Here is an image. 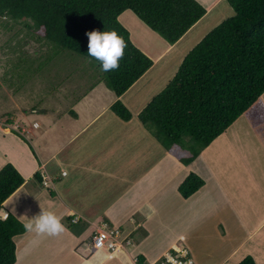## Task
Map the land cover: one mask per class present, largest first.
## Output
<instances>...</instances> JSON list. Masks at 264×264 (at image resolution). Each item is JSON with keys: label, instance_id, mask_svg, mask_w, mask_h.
I'll return each instance as SVG.
<instances>
[{"label": "trees", "instance_id": "16d2710c", "mask_svg": "<svg viewBox=\"0 0 264 264\" xmlns=\"http://www.w3.org/2000/svg\"><path fill=\"white\" fill-rule=\"evenodd\" d=\"M224 1L234 17L213 28L184 56L174 77L137 117L144 128L154 129L153 136L184 166L231 128L240 134L239 119H244L249 127L245 130L250 129L264 151V0ZM126 11L169 45L206 15L196 0H0V19L32 23L38 42L83 57L99 69L100 62L88 55L86 33L115 29L127 48L118 69L101 71L104 85L117 98L109 110L123 122L132 114L120 97L153 66L119 22ZM228 143L231 152L234 146ZM34 177L39 178L38 173ZM24 183L13 165L0 169V209ZM204 185L190 173L177 192L186 200ZM6 217L0 216V264H15V238L26 231L12 214ZM64 223L67 229L74 226L70 219ZM137 264H144V258L138 256ZM238 264L255 262L248 255Z\"/></svg>", "mask_w": 264, "mask_h": 264}, {"label": "crops", "instance_id": "0c3cea01", "mask_svg": "<svg viewBox=\"0 0 264 264\" xmlns=\"http://www.w3.org/2000/svg\"><path fill=\"white\" fill-rule=\"evenodd\" d=\"M219 1L220 0H210L208 5H205V7L203 6L206 9V15L201 20L174 45L161 42V48L155 55H151V53L154 52V45L148 43L147 51V49H144L141 45L134 43L131 37V29L123 25L121 19L125 17L131 28L134 27L146 34V30L140 28V24L142 26L144 25L130 11H126L120 15L119 21L129 31L132 43L153 60V66L120 97V101L129 109L132 115L131 105L140 99V96L137 97V99H135L134 96L135 92L139 94L140 90L136 89L139 83L149 76L159 65V62L168 58L170 59L163 65L157 74L164 75V79L170 78L173 75L174 69H178L184 56L193 48H189L193 39L201 34V30H207V26L210 27L215 22L216 18L214 17L217 16H215L213 12ZM198 2L201 4L200 1ZM210 14H213V18L211 17L206 25L201 26V29L191 36L193 29L202 23V20ZM206 32L204 34H206ZM182 41H185V43L177 49ZM162 82L163 81L159 84H157L158 82L154 84L158 87L164 84ZM151 88L152 86H150L149 91ZM93 90L94 88L92 91ZM131 92L132 94H129ZM87 94L83 97V100L89 98ZM115 101H117L116 96L115 99H111V101L108 102V106L95 114L91 109L92 101L88 102L87 106L90 112H84L81 121L74 126L77 132H73L72 135L67 138L60 154L54 153L46 155V157H43V162H40L37 157L40 163L38 168H42L44 171L42 176L39 171H35L33 163L36 161L34 157L31 158L28 149H24V146L26 147L25 143L12 133L15 124H0V140L5 141L9 137V143L12 146L9 157L5 155L3 161L0 160V169L5 164L9 163L13 165L25 179V183L3 204L5 209H0L1 217L10 213L22 221L20 215L17 213L18 210L16 208L13 209L11 202L15 199H20L21 201L25 199V205L32 206L33 209L39 207L43 210L53 212H55L54 210L56 208L62 209V212H65V217L62 218H65L64 220L70 219V224L72 225L78 224L81 226L83 222L85 224V229L84 227H79V230L74 233L77 235H72L68 229L62 233L63 235L65 233H67L66 235L70 233L71 235H69L72 241L81 237L86 229H91L95 232L97 229L103 228V226L118 229L121 234V239H123V241H129L127 246L111 253H107L108 251L103 249H81L80 251L82 255H84V257L81 258L86 264H105V260L112 257L123 264H128L129 261H131L129 262L130 264H136L135 262L138 256L135 257L136 259H131V255L134 254L135 251L134 248L132 249L131 247L134 241V239H131V236L136 233L139 234V230L143 228L142 226H148L146 229L152 230L151 226L153 224L155 226L167 223L171 227L184 216L182 213L186 210L185 205H188L187 210L189 212L193 206L192 213H190L191 216H188L187 222L182 219L179 224H190V226L204 224L206 222L207 213L211 210L213 211L214 207H216L213 196L209 194V188H206V183L201 190L189 199H183L184 201H181L177 198V210L179 213L176 215L172 211V207L169 208V206H167L168 204L161 202L159 197L163 190L168 192L169 186L172 191L177 189L183 180L190 173H193L191 170L197 171L198 160L203 159L206 166L211 162H215L211 160L213 156L218 159L221 157L224 161L225 152L227 149L229 150L228 145L223 144L225 142L228 143V135L226 132L213 141L210 146L205 149L206 151H202L192 163L184 166L171 154L167 155L161 144L155 141L153 136L149 134L138 120L132 118L128 122H123L114 116L109 108ZM135 104L139 106L140 101ZM76 119L79 118L76 117ZM240 122L241 123L238 125L244 127L245 124L242 121ZM32 127L40 129V124H33ZM246 127L247 126H245V128ZM15 129H17V125ZM233 129H235V127L231 128L228 133L233 131ZM48 130L50 129L45 128L41 132L44 134ZM21 131H26L27 134H33V137L36 138L35 132L31 127L25 130L22 128ZM246 131L251 138L249 130L246 129ZM20 132L17 133L22 135ZM127 136H129V138H126ZM152 142L154 144H152ZM250 144H252V142H250ZM216 150H219V157L216 155ZM261 150L262 149L258 146L257 151L262 153ZM41 151L43 153L45 149ZM249 152L252 153L245 156L237 149L230 152V155L234 157V161L236 160L242 163L237 166L235 169L236 172L220 169V165L218 168L216 167L215 170L210 168L213 169L211 173L214 177V184L210 189L217 191L219 194L222 192L224 193V196H222V194L221 196L226 197V204L235 207V211L238 218L242 220L245 231L250 233L249 237L243 239L239 245H233V251L231 253H229L231 250L228 246L229 243H226L228 241L225 242V245L221 246L223 251L226 250L225 253L223 252L221 259H227L234 254L232 258L233 261L236 249L242 247L241 257L236 258L233 264H238L246 255L251 256L255 264H259V262L264 264V156L258 152L255 153L256 151L252 145ZM58 157H60V165L55 166L51 164V162ZM260 158L262 159V168L252 170L248 169L245 165L247 162L252 166L251 162L254 163V160ZM95 163L102 164V167L95 166ZM216 164H219V162ZM51 172H54V174ZM36 173L39 175L37 179L34 177ZM196 175L199 177L201 176L200 172L196 173ZM235 176H237V181L232 180ZM30 177H33L39 182H42L44 179H47V183L49 181L51 184L52 181L55 182L54 192L56 197L53 196L54 192L51 190H35L37 195L33 196L34 198L31 197L33 191L30 190V196L25 187ZM27 178L28 180H26ZM177 196H180L179 193ZM196 204L197 206H195ZM165 210H170L167 213L172 214V217L168 220L165 219V221H159L162 212ZM218 211H221V208ZM73 213H75V215ZM55 214L58 216L56 212ZM215 215H218V213L214 212V220ZM77 216L79 217L78 220ZM245 218H248V220L246 221ZM171 219L174 220L170 222ZM74 220H76L75 223L73 222ZM192 229L193 228H191V230ZM62 234L59 236H62ZM28 235H30V233L26 232L24 235L15 238V244L19 245V248L16 246L15 264H20V248L27 246L28 239L32 240ZM20 239L24 240V245L22 246L20 245ZM60 241H62V239ZM169 247L171 248L170 250L180 249L174 243H171ZM165 253H161L160 257ZM190 253L191 252H189V254ZM220 254H222L221 248L218 256ZM190 256L194 258L195 264H209L205 258H199L198 260L192 253ZM156 259H152L150 262ZM36 261L38 260L35 259V262ZM59 262L60 261L57 260L56 263L52 264H59ZM222 263L223 261H220L219 264Z\"/></svg>", "mask_w": 264, "mask_h": 264}, {"label": "rangeland", "instance_id": "374dc122", "mask_svg": "<svg viewBox=\"0 0 264 264\" xmlns=\"http://www.w3.org/2000/svg\"><path fill=\"white\" fill-rule=\"evenodd\" d=\"M198 1H200L201 5L205 7L210 0ZM213 14L217 16L214 17L216 18L215 22L210 27L207 26L208 31L201 30V34L193 39L189 48L195 47V45L217 25L234 17V12L224 0H220L216 4ZM213 14L204 18L202 23L193 29L191 36L197 33L201 29V26L206 25L207 21L210 20L211 17L213 18ZM121 23L128 27V29H131V37L134 43L141 45V47L147 49V51L148 43L154 45V52H152L151 55H155L156 52L160 50L161 42L166 43L161 37L152 33L140 23V28H144L147 32L146 34L134 27L131 28L125 17L121 19ZM205 32L206 34H204ZM184 43L185 41H182L177 49ZM50 47L51 49L47 44L37 41L36 27L32 23H22L21 21L14 22L11 19L5 18L0 19V124L17 125V129L13 126L14 130L12 131L15 133L20 132L22 128L25 130L28 127H31L34 130L36 138L33 137V134H27L26 131H21L20 133L23 135L21 136L24 138L23 142L26 145V147L23 145L24 149H28L31 158L34 157V160L36 161L33 163L34 169L36 172L39 171L41 176L44 171L42 168H38L40 163L37 159L39 158L40 162H43V157H46V155L54 153L60 154L67 138L72 135L73 132H77L74 129V126L81 121L84 112H90L87 106L88 102L92 101L91 109L95 114L108 106V102H110L111 99H115L114 93L109 91L104 85L103 73L94 62L67 51L62 53L57 52V49L55 50L52 45H50ZM169 59L170 58L159 62V65L149 74V76L141 81L136 87V89H139L140 91L139 94L135 92L134 96L135 99L140 96V99L131 105V111L133 112L132 118L134 120H137L140 112L154 98L155 94L160 93L165 88L166 83L174 77L177 68L174 69L173 75L170 78L164 79V75L157 74ZM161 81H163L162 83L164 84L156 87L154 83L158 82L157 84H159ZM150 86H152V88L149 91ZM93 88L94 90L92 91ZM132 92L129 94H132ZM86 94L89 96V98H85L87 101L83 100V97ZM262 99L264 102V96ZM138 101H140V105L136 106L135 103H138ZM76 117L79 119H76ZM239 120H243L242 122L245 125L244 127L238 126L237 131L240 132L238 135L236 131L228 133V142L231 141V145L236 147L244 156L252 153L249 152L251 145L254 147V150L256 151L255 153L258 152L264 156V151L256 137L250 131V138V135L245 130V126L248 127L247 123L244 119ZM239 120L236 124L240 123ZM33 124H40V129L32 127ZM45 128L50 130L43 134L41 131ZM145 129L151 136L155 135L153 128L149 127L148 129L145 127ZM126 138H129V136ZM153 138L156 142H159L156 137L153 136ZM9 141V137L5 141L0 140L1 161H3L5 155H7V157L10 155L12 146ZM250 142H252V144H250ZM152 144L154 143L152 142ZM223 144L230 147L227 142ZM257 144L262 149V153L257 151ZM234 147L233 150L235 151ZM42 149H45L43 153L41 151ZM164 151L167 155L170 154L168 152L169 150L167 151L166 148H164ZM216 155L219 157V150H216ZM60 157L52 161L51 164H54L55 166L60 165ZM219 158L220 159L213 156L211 160L215 162H211L208 166L205 165L203 159L198 160V170H191V172H195V174L200 172V178L206 183V188H209V194L212 195L215 200L216 207H214L213 211L218 213V215L214 216L215 220L213 219L214 212L211 210L207 213L206 222L204 224H197L195 226H190V224H179L182 219L187 222L186 220H188V216H191L190 213H192L193 206L189 212L187 210L188 205H185L186 210L182 213L184 216L171 227L167 223L155 226L153 224L151 226L152 230L146 229L148 226H142L143 228L139 230V234L136 233L131 236V239H134L131 247L135 250V255L132 254L131 259H136V256H140L144 258L145 264L153 263L160 258L161 253L170 251L171 248L169 245L171 243H174L180 249H186L188 252H191L198 260L199 258H205L209 264H219L220 261H223L222 264H233L236 258L241 257L242 247L236 249L234 261L232 259L234 254L227 259H221L223 252H226V250L223 251L221 246L225 245L226 241H228L226 243H229L228 246L231 248L229 253H231L233 251V245H239L243 239L249 237L250 233L245 231L242 220L238 218L235 211V207L226 204V197H222L224 196V193L222 192L221 196V194L210 189V187L214 184V177L211 173L213 169L215 170L216 167L218 168L220 165V169L236 172L235 169L242 163L236 160L234 161V157L230 155L228 149L225 152V160L223 161L221 157ZM217 162H219V164H216ZM251 164L252 166L246 162L245 165L248 169L252 170L262 168L263 166L261 158L254 160V163L251 162ZM36 165L38 169L36 168ZM94 165L102 167V164L95 163ZM51 173L54 174V172ZM26 180H28V178ZM232 180L237 181V176ZM54 186L55 182L53 181L52 184L50 181L47 183V179L39 182L33 177H30L25 185L29 195L30 190L33 191L32 196L30 195L31 197L37 195L35 190H51L54 192ZM177 195V189L172 191L169 186L168 192L163 190L159 197L161 202L168 204L167 206H169V208L172 207V211L175 215L179 213L177 210V200L184 201ZM53 196L56 197L55 192ZM25 203V199L24 201L15 199L11 202L13 209L16 208L18 210L17 213L20 215L22 221L18 218L17 219L22 224L37 215L41 210L39 207L33 209L32 206H27ZM195 206H197V204ZM220 208L221 211H218ZM3 209H5L4 205ZM54 211L58 216L65 217V212H62V209L56 208ZM169 211L170 210L163 211L159 221L170 219L172 214H168L167 212ZM64 219L65 218H62L61 222L65 225ZM173 220L174 219H171L170 222ZM245 220L247 221L248 218H245ZM79 227H84L85 229V224L83 222L81 226L74 224V226L68 230L72 235H77L74 233L79 230ZM65 228L67 229L66 226ZM191 228L193 229L191 230ZM93 231L94 230L91 229L84 230V234L75 241H72L70 233V235H66L67 233L63 235L61 233L63 237L59 235L47 236L46 234L37 236L35 233H30L28 237L30 236L32 240L28 239L27 246L20 248V264H52L56 263L57 260L60 261L59 264H86L81 258L84 257V255H82L80 250L90 248L91 237L94 233ZM61 239L62 241H60ZM19 241L21 246L24 245L23 239H20ZM16 246L19 248V245ZM220 248L222 254L218 256ZM35 259L38 261L35 262ZM152 259L156 260L150 262ZM192 259L194 260V258ZM129 262L128 264H130ZM104 263L123 264L113 257L105 260ZM135 263L137 264V259ZM259 264H262V262H259Z\"/></svg>", "mask_w": 264, "mask_h": 264}, {"label": "clouds", "instance_id": "9594fccd", "mask_svg": "<svg viewBox=\"0 0 264 264\" xmlns=\"http://www.w3.org/2000/svg\"><path fill=\"white\" fill-rule=\"evenodd\" d=\"M88 37V55L100 62L101 70L110 72L119 68V61L127 48L125 39L115 29L107 31L92 30L86 33ZM75 215V213H73ZM3 218H7L6 215ZM79 217L77 216V220ZM62 217L55 212L41 209L34 217L23 223L26 232L37 236H58L66 228L61 222ZM74 223L76 220L73 221Z\"/></svg>", "mask_w": 264, "mask_h": 264}, {"label": "built area", "instance_id": "2783aa9c", "mask_svg": "<svg viewBox=\"0 0 264 264\" xmlns=\"http://www.w3.org/2000/svg\"><path fill=\"white\" fill-rule=\"evenodd\" d=\"M129 244V241L121 239L120 231L116 228H103L97 229L90 241V248L94 250H106L114 252L124 248ZM149 264H195L186 249L174 250V253L167 252L163 254L158 260Z\"/></svg>", "mask_w": 264, "mask_h": 264}, {"label": "bare ground", "instance_id": "6f19581e", "mask_svg": "<svg viewBox=\"0 0 264 264\" xmlns=\"http://www.w3.org/2000/svg\"><path fill=\"white\" fill-rule=\"evenodd\" d=\"M215 148V147H214ZM216 149V148H215Z\"/></svg>", "mask_w": 264, "mask_h": 264}]
</instances>
